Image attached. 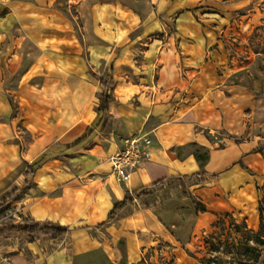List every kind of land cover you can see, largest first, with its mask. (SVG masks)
Segmentation results:
<instances>
[{
  "label": "crops",
  "instance_id": "crops-1",
  "mask_svg": "<svg viewBox=\"0 0 264 264\" xmlns=\"http://www.w3.org/2000/svg\"><path fill=\"white\" fill-rule=\"evenodd\" d=\"M203 3L0 0V35L20 25L14 57L0 43V200L17 191L22 218L69 230L0 239V264H195L225 219L260 230L264 137L235 140L236 103L253 101L236 75L247 64L229 46L231 14ZM56 5L81 8V36ZM145 135L150 158L123 182L111 157Z\"/></svg>",
  "mask_w": 264,
  "mask_h": 264
},
{
  "label": "rangeland",
  "instance_id": "rangeland-1",
  "mask_svg": "<svg viewBox=\"0 0 264 264\" xmlns=\"http://www.w3.org/2000/svg\"><path fill=\"white\" fill-rule=\"evenodd\" d=\"M227 6H231V10H226ZM5 7V5L0 4V16H5L10 11V6H7L6 9ZM56 9L61 10L72 19L78 35L81 36L83 25L81 20L77 18L78 12H82L81 8L72 6L69 9L68 5H56ZM202 9L208 14H215L219 17L228 12L231 14L229 16L230 21L226 20L229 25L224 22V25L231 29L227 36V39L230 40L229 46L234 49L238 63L241 66L247 64L246 69L238 67L236 75L242 83L248 86L251 93L248 97L252 98L253 101L245 100L236 103L238 134L235 140L240 142L248 135L264 137V0H236L233 3L231 0H204ZM16 28H20V25L15 27L11 35H0V43L12 46L13 52L12 56H8L9 60L15 56L16 49H19L20 32ZM32 56L31 51L26 52V59H30ZM10 74L14 77L17 72L13 70ZM12 76L7 75V81H11L7 85L9 89L16 86L20 77L18 75L17 80L15 78L14 80ZM3 78L5 79V75L1 74L0 79ZM107 87L104 88L105 94ZM247 103H250L249 107L244 111L243 106ZM250 127L251 131L245 132V129ZM190 182L192 181H188V183ZM186 186L183 184V189H187ZM17 197L18 194H15L13 197L0 200V225H2L0 230L7 227H33L37 224L22 218L12 208V203ZM40 226L43 227L44 225L40 224ZM258 233L260 230L251 231L244 224L225 219L213 232L205 235L201 240L202 244L192 254L197 259L195 264H252V259L262 253L258 260V264H260L264 259V246L262 245L264 233ZM260 235L262 238L259 237ZM14 236H25L31 239L45 235L42 232H36L33 236H29L14 231L7 233L6 237L0 236V239Z\"/></svg>",
  "mask_w": 264,
  "mask_h": 264
},
{
  "label": "built area",
  "instance_id": "built-area-1",
  "mask_svg": "<svg viewBox=\"0 0 264 264\" xmlns=\"http://www.w3.org/2000/svg\"><path fill=\"white\" fill-rule=\"evenodd\" d=\"M151 145L152 139L146 135L126 139L124 149L111 157L113 169L121 181H128L131 173L150 158Z\"/></svg>",
  "mask_w": 264,
  "mask_h": 264
},
{
  "label": "trees",
  "instance_id": "trees-1",
  "mask_svg": "<svg viewBox=\"0 0 264 264\" xmlns=\"http://www.w3.org/2000/svg\"><path fill=\"white\" fill-rule=\"evenodd\" d=\"M101 84L104 88L107 87V83H105V81L101 80ZM101 99L104 103L103 104L104 110H108L110 104H112L114 102V100H112L105 93H103L101 95ZM15 194H17V191H13L11 194L7 195L5 197V199H8V197H13ZM130 200H132V197L127 195L125 197V199L122 202H120L114 208V210L110 213L109 218H113ZM194 203L198 209H201L199 203L195 199H194ZM40 224L41 223H37L33 227H21V228L7 227V228L0 230V236L6 237L7 233L19 231L20 233H22L24 235H29V236H33L34 233H36V232H42V233H44L45 236H51L52 238H62V237L67 236L69 233V230L67 228L60 227V226L54 225L52 223H43V225H44L43 227L40 226ZM261 233H264V224L261 225L260 233H258V234H261ZM259 237L262 238V235H260ZM262 245L264 246V241L262 242ZM261 254L262 253H259V255L256 258L252 259V264H258V260L262 256ZM263 257H264V250H263ZM260 264H264V259H263V262Z\"/></svg>",
  "mask_w": 264,
  "mask_h": 264
}]
</instances>
